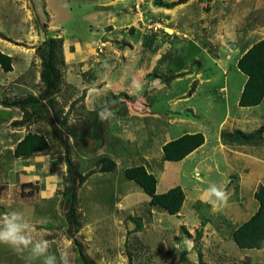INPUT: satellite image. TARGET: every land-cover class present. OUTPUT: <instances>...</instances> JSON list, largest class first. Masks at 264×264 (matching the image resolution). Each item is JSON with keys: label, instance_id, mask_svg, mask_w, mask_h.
<instances>
[{"label": "crops", "instance_id": "crops-1", "mask_svg": "<svg viewBox=\"0 0 264 264\" xmlns=\"http://www.w3.org/2000/svg\"><path fill=\"white\" fill-rule=\"evenodd\" d=\"M42 1L51 17L64 19V35L51 38H62L66 63L82 69V81L75 77L71 86L84 84L73 100L84 107V125L104 123L115 145L113 161L127 165L124 171L144 167L156 179V194L176 187L184 194L175 215L148 207L153 218L165 215L170 228L186 232L165 249L175 246L187 259L200 258L204 264L244 263L264 252L240 249L233 239L260 206L255 192L258 186L264 189V144L229 143L221 137L264 128V99L253 107L239 105L247 77L237 68L238 60L264 40V0H63L64 16L56 0ZM76 20L84 25L83 37L69 25ZM73 75L68 72L67 77ZM105 108L114 116L101 119ZM194 134L204 137L200 147L178 162L163 159L164 145ZM33 162L27 164L25 183L40 186L37 173L56 172V164L46 168L45 162ZM56 173L40 197L49 196L58 182ZM213 184L227 191L226 205L209 202L206 189ZM3 205L8 204L0 193V215L12 212ZM27 220L37 239L55 224L54 218L49 226ZM56 220L63 222L60 216ZM194 234L200 236L198 242ZM42 263L28 251L18 255L0 245V264Z\"/></svg>", "mask_w": 264, "mask_h": 264}, {"label": "rangeland", "instance_id": "rangeland-1", "mask_svg": "<svg viewBox=\"0 0 264 264\" xmlns=\"http://www.w3.org/2000/svg\"><path fill=\"white\" fill-rule=\"evenodd\" d=\"M55 3L61 16L66 15V2ZM48 6L42 0H0V53L12 61L10 72H4L0 65V193L8 204L3 206L10 211H26L25 218L35 224L41 222V226L51 225L48 223L54 218L55 224L41 238L50 242L49 252L59 264H204L200 258L187 259L175 246L165 249L167 244L178 243L179 235L186 232L176 225L170 228V219L156 211L152 217L146 202L148 196L124 176L127 165L113 161L111 150L115 145L108 140L102 124L93 120L97 131L84 130V107L73 101L84 84L71 86L75 77L82 81L78 77L82 69L80 65L66 63L62 38L63 62L56 64L61 82L52 93L51 103L43 97L39 49L55 34L64 35L60 30L63 17H51ZM71 24L83 37V23L76 20ZM68 72H73L74 78L67 77ZM27 98L43 99L48 104L46 116L33 121L34 117H24L19 110L8 108ZM24 119L23 125H15ZM28 133L46 137L49 147L45 153L26 158L27 162L25 158H15L14 149ZM257 135L261 140L252 144L263 145L264 129ZM34 160L45 162L46 168L49 163L56 164L57 173L51 170L48 175L47 170L45 174H36L40 186L24 181L28 176L27 164ZM55 173L58 182L48 187L49 196L40 197L45 182ZM68 199L70 204L66 203ZM71 209L73 215L67 222ZM34 211V216L29 217ZM58 216L62 224L56 220ZM197 235L194 234L195 242L200 238ZM234 264H264V252Z\"/></svg>", "mask_w": 264, "mask_h": 264}, {"label": "trees", "instance_id": "trees-1", "mask_svg": "<svg viewBox=\"0 0 264 264\" xmlns=\"http://www.w3.org/2000/svg\"><path fill=\"white\" fill-rule=\"evenodd\" d=\"M160 5V2L157 3ZM44 46L39 49L41 58L40 79L44 84L43 97L52 102V93L59 88L61 82L60 72L57 69V62L62 63V41L58 38H51L44 42ZM11 58L0 53V65L4 72H10ZM238 70L247 77L243 92L240 97L241 107H253L259 105L264 99V40L254 44L237 62ZM80 100H77L79 102ZM8 108H15L23 113L24 117L31 116L33 121L41 120L46 116L48 104L45 101L35 98H27L16 103H12ZM106 109V108H105ZM26 119L15 123L16 126L23 125ZM105 130L104 123H98ZM84 130L87 132L97 131L93 121L87 123ZM264 128L251 135H244L240 132L234 134H222V140L229 143L252 144L257 139L261 140L258 133ZM100 130H102L100 128ZM89 137V136H88ZM204 143L201 134L184 135L163 146V159L169 162H178L196 150ZM47 139L44 136L28 133L18 142L14 149L15 158H29L35 154L45 153L48 150ZM68 162V161H67ZM68 166H70L68 162ZM127 180L134 182L150 198L149 205L164 210L168 215H175L179 212L184 194L179 187L173 188L165 194H156V179L148 174L142 166L131 167L124 171ZM255 198L259 202L257 213L245 224L239 227L233 234V239L240 249H264V189L258 186ZM70 204L69 199L66 200ZM73 215L72 209L66 215L67 222ZM199 238L200 236L197 235ZM87 264L86 262H84Z\"/></svg>", "mask_w": 264, "mask_h": 264}, {"label": "clouds", "instance_id": "clouds-1", "mask_svg": "<svg viewBox=\"0 0 264 264\" xmlns=\"http://www.w3.org/2000/svg\"><path fill=\"white\" fill-rule=\"evenodd\" d=\"M110 109L100 113L101 119L113 117ZM209 202L215 206H224L228 202L226 190L210 185L207 189ZM35 227L21 212L12 211L0 215V245L11 248L16 254L23 255L28 251L31 259L43 260V264H57V257L49 252L50 242L47 239H37L33 233Z\"/></svg>", "mask_w": 264, "mask_h": 264}, {"label": "bare ground", "instance_id": "bare-ground-1", "mask_svg": "<svg viewBox=\"0 0 264 264\" xmlns=\"http://www.w3.org/2000/svg\"><path fill=\"white\" fill-rule=\"evenodd\" d=\"M136 189V188H135Z\"/></svg>", "mask_w": 264, "mask_h": 264}]
</instances>
